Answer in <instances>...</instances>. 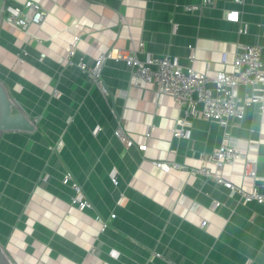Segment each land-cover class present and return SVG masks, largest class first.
I'll return each instance as SVG.
<instances>
[{"label": "crops", "instance_id": "0c3cea01", "mask_svg": "<svg viewBox=\"0 0 264 264\" xmlns=\"http://www.w3.org/2000/svg\"><path fill=\"white\" fill-rule=\"evenodd\" d=\"M24 1L0 0V81L35 127L0 135V244L15 264H264V202H244L193 172L224 141L223 128L190 115V136L175 137L184 113L171 95L151 82L134 86L123 60L103 67L109 92L78 66L140 43V58L169 55L185 66L196 48L194 67L210 77L229 70L247 44L258 45L264 61V0H214L198 11L185 7L201 0H35L45 18L23 29L7 21L5 5ZM227 11H239V19H227ZM75 36L74 63H67ZM245 93L252 88L242 86ZM119 125L136 145L115 135ZM229 134L258 157L264 193V111L249 105L230 121ZM143 143L146 151L138 149ZM155 159L186 168L166 175ZM243 169L239 159L219 172L249 191ZM67 171L93 208L72 204ZM214 201L221 203L212 208Z\"/></svg>", "mask_w": 264, "mask_h": 264}, {"label": "built area", "instance_id": "2783aa9c", "mask_svg": "<svg viewBox=\"0 0 264 264\" xmlns=\"http://www.w3.org/2000/svg\"><path fill=\"white\" fill-rule=\"evenodd\" d=\"M237 1L244 2V0ZM213 4L214 0H201L199 3L187 5L185 8L187 11H198L204 6ZM5 11L7 12V21L11 25L23 29H27L31 22L41 23L45 18V11L35 0H26L20 5L7 4ZM226 14H228L227 19H235V21L239 19V11H227ZM79 40V36H75V40L71 43L66 56L67 63H74L73 56L76 53ZM142 47L143 43H140L139 47L109 50L98 57L94 66L89 67L82 60L78 62V66L88 73L94 84L106 92L102 79V70L106 61L110 58L123 60L129 69L134 86H138L142 81L151 82L156 85L160 94L171 95L184 113L177 119V126L172 130L175 137L190 136V130L186 129L187 116L190 115H198L203 119L218 123L224 130V141L212 153L203 155L201 166L194 168L193 172L225 185L232 194L239 193L240 199L244 202L256 200L263 203L264 193L260 192L258 187L260 180L257 172L258 157L244 153L240 149L237 139L232 138L229 134L230 121L242 119L249 105L257 104L259 109L264 111V61L261 56V48L255 44L242 46L229 70H219L213 77H210L206 71H200L194 67L197 58L196 48H193L189 55L191 64L185 66L169 55L148 54L145 58H140L139 52ZM211 81L214 83L213 88L208 86ZM242 86L251 87L252 93L241 95L240 88ZM200 103L202 109L199 110L197 106ZM115 135L128 147L136 145L134 139L130 138L120 125L115 129ZM147 136H150V132H147ZM137 146L141 151H146L148 148L147 143ZM253 146L257 148L258 145L253 144ZM52 148L58 149V144ZM239 159L244 161V177L249 178L252 182V188L249 191L225 179L219 172L225 164H232ZM153 164L162 169L166 175L173 168H186L185 165L175 161L162 159L153 160ZM210 165L215 168L212 169ZM111 177L114 184L117 185L116 172L113 171ZM63 182L71 185L74 191L71 199L73 205L79 209L93 208L83 185L71 171H67ZM220 203V201H214L212 208L218 207ZM115 216L114 213L110 215L111 218H115ZM102 221L103 229L109 227V219ZM207 223L208 221L204 220L202 226H206ZM167 264L178 263L168 260Z\"/></svg>", "mask_w": 264, "mask_h": 264}, {"label": "water", "instance_id": "95a60500", "mask_svg": "<svg viewBox=\"0 0 264 264\" xmlns=\"http://www.w3.org/2000/svg\"><path fill=\"white\" fill-rule=\"evenodd\" d=\"M105 89L108 87L103 83ZM27 129L33 130L35 127L23 116V114L13 105L7 89L0 81V135L7 129ZM0 264H15L7 255L5 248L0 244Z\"/></svg>", "mask_w": 264, "mask_h": 264}, {"label": "rangeland", "instance_id": "374dc122", "mask_svg": "<svg viewBox=\"0 0 264 264\" xmlns=\"http://www.w3.org/2000/svg\"><path fill=\"white\" fill-rule=\"evenodd\" d=\"M5 251H6L7 255H8V256L13 260V262L15 263V261H14L12 255H11L6 249H5Z\"/></svg>", "mask_w": 264, "mask_h": 264}, {"label": "clouds", "instance_id": "9594fccd", "mask_svg": "<svg viewBox=\"0 0 264 264\" xmlns=\"http://www.w3.org/2000/svg\"><path fill=\"white\" fill-rule=\"evenodd\" d=\"M112 256H113V257H116V256H117V253H116V252H113V253H112Z\"/></svg>", "mask_w": 264, "mask_h": 264}]
</instances>
